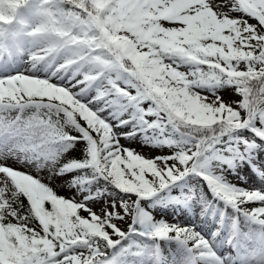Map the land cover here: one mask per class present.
<instances>
[{
  "label": "snow or ice",
  "instance_id": "6c2138e0",
  "mask_svg": "<svg viewBox=\"0 0 264 264\" xmlns=\"http://www.w3.org/2000/svg\"><path fill=\"white\" fill-rule=\"evenodd\" d=\"M253 170L264 0H0V264H120L130 234L264 264Z\"/></svg>",
  "mask_w": 264,
  "mask_h": 264
},
{
  "label": "rangeland",
  "instance_id": "374dc122",
  "mask_svg": "<svg viewBox=\"0 0 264 264\" xmlns=\"http://www.w3.org/2000/svg\"><path fill=\"white\" fill-rule=\"evenodd\" d=\"M22 17L28 19V14L22 12ZM252 176L255 183H250L247 176H241L238 187L250 191L264 190V171L253 170ZM231 211V209H229ZM157 221L175 220L178 224H189L191 217L180 214L173 215L171 208L157 209L153 213ZM252 230H259L257 225H248ZM118 252H123L120 256V264H164L162 255L166 256V264H188V252L186 247L176 240H159L138 234H130L128 240L124 241Z\"/></svg>",
  "mask_w": 264,
  "mask_h": 264
}]
</instances>
